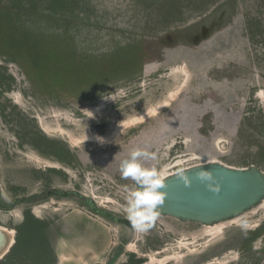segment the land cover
Returning a JSON list of instances; mask_svg holds the SVG:
<instances>
[{"label":"rangeland","instance_id":"obj_1","mask_svg":"<svg viewBox=\"0 0 264 264\" xmlns=\"http://www.w3.org/2000/svg\"><path fill=\"white\" fill-rule=\"evenodd\" d=\"M133 148L264 178V0H0V264H264V194L135 228Z\"/></svg>","mask_w":264,"mask_h":264},{"label":"bare ground","instance_id":"obj_2","mask_svg":"<svg viewBox=\"0 0 264 264\" xmlns=\"http://www.w3.org/2000/svg\"><path fill=\"white\" fill-rule=\"evenodd\" d=\"M254 169L233 167L226 164H222V166L210 164V166L201 167L196 171L187 173L191 180L190 186H186L180 177H176L173 180H169L168 184L160 189L167 193L165 203L162 206L174 210L177 215H183V212H185L184 214L199 220H205L207 223L215 217L234 215L240 212L241 208L246 204L256 202L261 193V190L258 189L264 186L263 173H257L260 176L258 179L257 174L253 175L255 174ZM201 170L213 172L216 181L221 185L219 193H214L208 189L207 184L210 183L209 181H201L199 179L197 174ZM186 208L193 211V213H187ZM1 230L3 231L4 229ZM1 230L0 245L3 243ZM13 232L14 229L10 231L11 234ZM13 243L14 240L11 239L8 248ZM61 256L62 259L67 258V255ZM143 264H150V262Z\"/></svg>","mask_w":264,"mask_h":264},{"label":"clouds","instance_id":"obj_3","mask_svg":"<svg viewBox=\"0 0 264 264\" xmlns=\"http://www.w3.org/2000/svg\"><path fill=\"white\" fill-rule=\"evenodd\" d=\"M99 140L103 142V137H99ZM141 159H155V155L147 149L133 148L129 156L120 163L122 177L130 178L134 182V188L128 191L126 197V212L128 219L138 230H144L150 225L155 219L159 206L165 203L167 196L166 192L160 190L166 186L162 173L156 168L144 167ZM197 175L201 181L210 182L207 184L210 191L214 193L221 191V185L216 181L212 171L201 170ZM179 177L186 186H190L191 180L186 173L181 172Z\"/></svg>","mask_w":264,"mask_h":264},{"label":"water","instance_id":"obj_4","mask_svg":"<svg viewBox=\"0 0 264 264\" xmlns=\"http://www.w3.org/2000/svg\"><path fill=\"white\" fill-rule=\"evenodd\" d=\"M206 165L208 166V164H205V165H203V166H198V167H194V168L186 169V170L181 171V172H184V173L187 174V173H190L191 171H196V170H198V169L201 168V167H206ZM215 165L222 166V164H219V163H215ZM248 168H250V169L252 170V168H255V167H248ZM254 170H255V174H253V175H256L257 173L260 172V171H258L256 168H255ZM181 172H180V173H181ZM180 173H177V174H175V175H172V176L166 177V178L164 179V181H165V185L168 184L169 180H173L174 178L179 177V174H180ZM256 176H257V178L259 179L260 176H259L258 174H257ZM262 178H263V175H262ZM179 187H182V186H179ZM258 190H261V193H260L259 197L256 199V202H257V201L263 196V194H264V186H263V187H260ZM256 202L246 204L245 206H243V207L241 208L240 212H244L245 210H247V208H249L251 205L255 204ZM182 209L185 211L184 208H182ZM186 210H187V213H193V211H190V210L187 209V208H186ZM157 211H160V212H162V213H165V214H168V215H171V216L177 217V218H179V219H181V220H185V221H197V222H200V223H202V224H208V223L213 224V223H215V222H219V221H221V220H224V219H227V218H229V217L235 216V214H234V215H229V216L215 217V218L211 219V221H209V222L207 223V221H205V220H199V219L193 218V217H191V216H188L187 214H184L185 212H183V215H177L176 213H174V210H172V209H168L166 206H162V205L159 206V209H158ZM240 212H238V213H240ZM236 214H237V213H236ZM3 239H4V236H3ZM4 240H5V239H4ZM3 242H4V241H3ZM2 244H3V243H2ZM0 247H1V246H0Z\"/></svg>","mask_w":264,"mask_h":264}]
</instances>
